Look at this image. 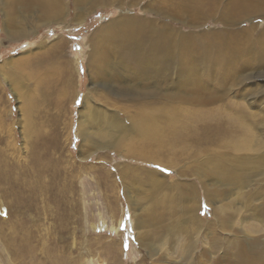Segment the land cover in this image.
<instances>
[{
	"label": "bare ground",
	"instance_id": "1",
	"mask_svg": "<svg viewBox=\"0 0 264 264\" xmlns=\"http://www.w3.org/2000/svg\"><path fill=\"white\" fill-rule=\"evenodd\" d=\"M192 1L196 4L188 8ZM54 3L48 1L47 9L41 7V19L48 23L58 21L64 12ZM181 3L188 6L195 19L218 17L226 27L215 28L212 33L207 32L208 36L204 32L194 35L173 29L164 20L127 15L96 29L88 38L90 49L85 59L92 82L101 80L112 94L127 103L122 105L113 98V102H106V108H102V103L97 107L98 98L111 97L97 93L94 87L88 89L77 130L89 148L105 147L122 156L143 154L152 158L146 162L176 169L172 184L166 175L129 164L119 168L115 176L129 191L133 186L135 196L143 186H151L141 198L143 205L132 202L141 208L135 215L138 222L161 224L158 233L142 236L144 240L140 241L147 250L155 252L158 246L171 244L174 251L181 246L184 251L185 243L177 239L176 233L189 225L195 233L185 252L188 259H194L191 264H264V115L260 117L261 112L248 110L243 104L244 91L239 89L245 80L263 76L264 19H256L264 18V0ZM175 6L171 3L169 11L173 12ZM164 8L155 10L161 12ZM246 17L252 18L251 23L239 26L238 22ZM9 34L12 38L22 37L25 30L14 28ZM49 42L42 56L9 59L13 69L7 74L12 77L20 73L16 88L32 118L37 105L43 106V111L49 105L53 111L48 115H60L63 103L74 104L79 91L76 64L63 57L65 40ZM40 57H46L43 60L47 64L36 71L34 66L41 62L36 60ZM0 68L5 70L4 66ZM236 87L240 100L229 96ZM255 90L245 97L256 101ZM254 116L261 121L257 123ZM254 124L261 128V135ZM178 177L184 178V182L178 184ZM162 188L173 189L183 202L178 205L175 194L162 196ZM199 193L210 203L219 201L213 207L211 215L215 220L211 223L224 234H218L199 215ZM205 225L208 231L197 261L194 255ZM216 255L218 258H214Z\"/></svg>",
	"mask_w": 264,
	"mask_h": 264
},
{
	"label": "rangeland",
	"instance_id": "2",
	"mask_svg": "<svg viewBox=\"0 0 264 264\" xmlns=\"http://www.w3.org/2000/svg\"><path fill=\"white\" fill-rule=\"evenodd\" d=\"M45 1L41 0L43 4L39 6V0H0V66L5 68L4 71L0 68V264H115L116 261L120 264H139L141 261L143 264H191L194 259H188L189 255L185 252L195 238L192 227L187 225L182 232L178 225L180 231L176 237L185 243L184 251L182 246L174 251L171 244L161 248L157 238L154 242L159 251L147 250L142 236L158 233L161 224L154 222L153 226H149L143 220L138 222L139 217L135 215L141 208L138 209L137 204L132 202L143 205L141 198L151 186H143L135 196L133 186L129 191L124 182L115 177L119 168L129 164L133 168L142 170L146 167L166 175L171 180L169 184H172L176 169L157 162H146L152 158L143 154L140 157L134 154L122 156L105 147L89 148L86 142L81 141L77 130L79 111L90 88L94 87L97 93L111 97L98 98L97 107L103 104L102 108H106V102H113V98L122 105L127 103V100L112 94L101 80L93 84L85 59L90 49V35L101 26L127 15H146L154 21L164 20L173 29L194 35L204 32L208 36L207 32L226 27L225 24L218 17H210L206 21L195 19L187 7H194L196 2L184 6L181 3L183 0H121L120 3L117 0L114 3L107 0H62L65 7L55 5L64 12L66 8L67 12L60 15L58 21L48 23L41 19L40 12L41 7L47 9L48 0L47 5ZM228 1L224 0V3ZM171 3L176 4L173 12L168 9ZM159 7L165 8L156 12ZM251 19H241L238 25H247ZM262 19L256 20L261 22ZM14 28L25 30V35L12 38L9 30ZM57 38L65 40L64 59L73 60L76 64L75 82L79 91L74 104L63 103L60 115H48L53 111L51 106H46L45 112L43 106L37 105L33 109L36 116L32 118L16 88V78L20 73L12 77L7 74L13 69V62L9 59L19 61L33 54L42 56V51L49 47V40ZM45 58L36 59L41 62L38 61L34 70L45 68ZM263 76L245 80L239 86L244 91L243 104L251 113L261 112L260 117L264 115V96L260 94L264 95ZM58 83L62 89V84ZM253 90L257 96L254 102L249 97ZM247 94L249 96L245 97ZM229 96L241 99L237 87ZM254 118L259 123V116ZM255 130L261 135L258 125H255ZM176 180L178 184L184 182V178ZM137 186L138 183L134 184V187ZM168 193L175 194L176 191L161 189L162 196ZM199 195L202 206L199 215L218 234H224L211 223L215 220L211 215L213 207L219 201L210 203ZM176 196L180 205L183 202L181 195ZM190 203L194 202L190 200ZM243 210L246 212L245 208ZM207 231L206 225L203 226L199 250L194 255L197 261ZM215 257L218 258V255Z\"/></svg>",
	"mask_w": 264,
	"mask_h": 264
},
{
	"label": "crops",
	"instance_id": "3",
	"mask_svg": "<svg viewBox=\"0 0 264 264\" xmlns=\"http://www.w3.org/2000/svg\"><path fill=\"white\" fill-rule=\"evenodd\" d=\"M49 2H50V0H48ZM53 1H55V3L54 4H59V5H63L64 7H65V5H64V3H63V1L62 0H53ZM45 4L47 3V0L44 2ZM40 4H43V2H41V0H39V6H40ZM47 5V4H46ZM67 12V10H66V8H65V12H63V13H66ZM65 16V15H64ZM71 16V15H70Z\"/></svg>",
	"mask_w": 264,
	"mask_h": 264
}]
</instances>
